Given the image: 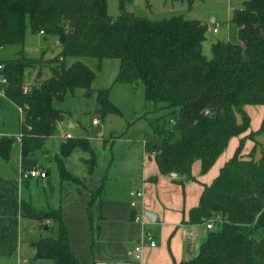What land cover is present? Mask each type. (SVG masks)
<instances>
[{"label":"trees","instance_id":"16d2710c","mask_svg":"<svg viewBox=\"0 0 264 264\" xmlns=\"http://www.w3.org/2000/svg\"><path fill=\"white\" fill-rule=\"evenodd\" d=\"M29 28L44 32L45 37L55 36L61 50L48 60L44 55L28 58L22 50L17 57L0 61L8 98L26 109L19 143L22 171L41 167L37 153L44 151L46 141L66 118L67 112L56 108L55 101L63 102L84 89L86 95L97 94V111L103 116L121 114L109 89H93L96 74L81 60L97 58L101 67L105 59H118L115 81H141L146 100L164 112L151 122L152 132L144 138V149L162 174L176 172L185 179L182 183L196 180L192 175L196 161L207 173L229 141L242 136L234 156L210 185H204L187 223L203 225L217 216L221 220L180 264H264V141L257 140L264 136V119L257 131L245 135L251 125L246 105H264V0H246L242 8L233 10L229 39L212 43L211 59L203 52L206 23L183 15L161 20L142 17L126 9V0H121L117 16L109 14L107 0H0V49L24 46ZM67 60L73 61L67 64ZM45 66L48 76L43 74ZM36 67L38 76L25 92L26 72ZM247 139L255 145L244 157ZM16 142L14 137L0 140L2 159L9 161ZM75 150L90 154L88 174L95 173V146L86 137L73 136L61 142L55 155L60 185L80 182L66 166ZM44 169L50 176V169ZM103 191L104 185L94 192L93 200ZM19 207L22 217L38 221L42 228L52 230L45 221L57 226V236L32 243L36 259L81 264L71 248L60 203L39 209L22 200Z\"/></svg>","mask_w":264,"mask_h":264},{"label":"crops","instance_id":"0c3cea01","mask_svg":"<svg viewBox=\"0 0 264 264\" xmlns=\"http://www.w3.org/2000/svg\"><path fill=\"white\" fill-rule=\"evenodd\" d=\"M245 1L243 0L236 9L242 8ZM233 8L232 6L231 16ZM211 22L218 24L215 17L211 18ZM206 24L208 28L211 27L208 23ZM210 32L213 33L212 31ZM229 32L228 26L225 40L229 39ZM217 34H219V30ZM39 35L45 39L48 38L43 34L39 33ZM207 42L212 44L215 40L209 39ZM8 109V106L1 102L0 129L5 125L3 116ZM245 109L251 118L250 129L245 133V135H248L261 127L264 119V105H246ZM161 113V115L164 114V112ZM61 124L63 123L61 122ZM69 126L75 127L76 124L70 122ZM65 134L67 132L62 133L59 138L54 137L57 138V141L60 139L59 146L65 140L63 138ZM241 137H233L229 141L227 149L207 173H202L201 161H196L192 166V175L196 180L182 183L185 179L180 175L178 178L172 179L169 174H162L153 156L147 154L144 149V136L142 146L136 148L139 163L134 176L117 178L102 173L100 176V173H97L100 164L97 157V169L92 176L89 174L85 175L77 184L64 181L60 185L59 180L57 182L58 185H52L56 189L50 188V193L53 196L57 194V202L62 207V217L67 226L71 248L81 264H130L133 261L134 248L144 229L153 231L158 245L145 249L143 264H180L184 259L189 258L191 252H196L207 235L204 224L187 223L189 221V213L192 208L198 206L204 185H210L218 176L224 164L234 156ZM258 137V141H264V138L259 140ZM104 145L103 147H105ZM254 145V141L247 139L242 155L247 157ZM97 151L96 148V153ZM46 152L49 151L46 150ZM58 152L53 153L57 154ZM256 156L260 157L259 150H257ZM81 160L85 163L84 160L86 158L81 156ZM87 164L88 161H86ZM68 168L71 170V167ZM49 169L51 172V167ZM44 170L47 171V169ZM153 176H157L158 179L152 181L150 178ZM50 177L51 175L49 176L47 171L46 178H31L30 180L39 182ZM23 184L24 186L28 185L27 182ZM20 185L16 178L0 174V226L4 231L7 227H11L13 230L17 228L18 237H20L21 219H23L17 203V197L22 196L21 192L23 189H21ZM102 185H104L102 195L93 200L94 192L98 191ZM134 189L143 190L145 193L143 199H138L139 210H145L146 213L151 212L156 216L154 222L151 221L145 226L133 219L135 210L131 206L132 198L130 193ZM27 192L31 193L28 186ZM45 223L53 225L50 221H45ZM38 225L42 231L39 222ZM43 229L44 233L41 232V238L49 236L50 232L47 227ZM17 233H14L16 237ZM37 240L39 239L30 241L31 247L29 249L22 250L20 248V250L38 264H57L54 260L35 258L36 250L32 243ZM13 253L14 250L2 252L0 249V255H12ZM19 261L18 264H20ZM31 264H35V262L32 260Z\"/></svg>","mask_w":264,"mask_h":264},{"label":"rangeland","instance_id":"374dc122","mask_svg":"<svg viewBox=\"0 0 264 264\" xmlns=\"http://www.w3.org/2000/svg\"><path fill=\"white\" fill-rule=\"evenodd\" d=\"M242 1L126 0V9L139 16L148 17L153 20H161L177 15H183L188 19L201 20L211 26L207 33V41L209 39L217 41L226 39L225 36L227 35L231 17V7L233 6V9H236ZM120 2L121 0H107L108 12L111 16L120 14ZM212 17H215L216 22L219 24V34H215L212 31L213 26H216L215 23L211 22ZM207 41L204 43L203 52L208 59H211L213 57L212 44H209ZM22 50H24L23 54L28 58H40L44 55V58L48 60L58 55L61 49L56 44L55 36H49L45 39L41 35L33 33L29 28L26 34L25 45H10L1 48L0 61L15 58ZM81 60L88 64L96 74L92 84L93 89H109L110 100L120 109L121 114L111 113L103 116L97 111V94L86 95L84 89H77L73 96H68L63 102L55 101L56 108L67 112L66 118L55 132L53 138H49L46 141L44 151L37 153L38 164L41 165L38 169H43L44 166L51 167V177L39 182L30 180L31 178L19 181L21 175V147L18 142L13 147L9 161H5L0 157V174L16 178L21 184V189H23L21 192L22 196H19L20 198L17 197L19 206L22 200L28 201L39 209H44L48 205H58L57 194L53 196L50 193L52 185H58L57 182L59 181L54 162L56 154L53 152H58L60 139L57 141V138L54 137L59 138L62 133L67 132L75 137L90 139L98 150L97 157L100 164L97 173H100V176L102 174L117 178L134 176L139 163L136 148L142 146L144 136L152 132L151 122L160 117L161 112H163L157 110L152 102L146 100L144 84L141 81L137 83H120L115 81L120 68V61L118 59H105L101 67H99L100 61L97 58L83 57ZM66 62L70 64L71 60H67ZM37 74L38 67L27 70L26 82H34L38 76ZM43 74L45 76L50 74L49 68L46 66L43 68ZM1 102L6 104L9 109L3 116L5 125L0 129V133L16 137L21 131V117L18 108L10 100L0 99V104ZM95 119L100 121L99 125H93ZM70 122H74L76 126L70 127ZM263 138V135L258 137L259 140H263ZM103 144H105V147H103ZM81 156L86 158L84 160L85 163L82 162ZM88 158H90L88 152L75 150L66 159V166L67 168L71 167V172L82 180V177L88 175V164L86 165ZM107 167H109L108 170ZM24 182L28 183L27 186L31 193L27 192V186H24ZM50 222L53 225H49L52 230H50L48 235L57 236L56 223ZM204 229H206V226ZM43 230V228L42 231L40 230L37 221L26 217L21 219L20 237H18L17 228L13 230L11 227H7L4 231L0 226L1 251L7 252L9 250L11 252L14 250L12 255H0V264H18L19 260L20 264H31L32 260L35 264H38L34 259H30V257L22 252L20 248L22 250L29 249L31 247L30 241L32 239H40L41 232L44 233ZM14 233H17V237Z\"/></svg>","mask_w":264,"mask_h":264},{"label":"built area","instance_id":"2783aa9c","mask_svg":"<svg viewBox=\"0 0 264 264\" xmlns=\"http://www.w3.org/2000/svg\"><path fill=\"white\" fill-rule=\"evenodd\" d=\"M218 30H219V24H217L216 27L212 28V31L214 33H217ZM40 34L44 35V32H41ZM56 44H59V42L57 41ZM3 67H4V64H0V70ZM6 83H7V78L0 75V98L10 100L8 98V95H7L6 90L4 88ZM32 85H33V82H31V83L26 82L24 87H23L24 91L28 92L31 89ZM15 105L18 108V112L20 114L21 123H22L25 120L26 109L23 106H19L17 104H15ZM171 122L174 123L173 120ZM99 124H100L99 120L95 119L93 121V125H99ZM60 125H61V122L58 123V127ZM28 129H31V127H28ZM4 137L11 138V136L6 135V134L1 132L0 133V140ZM72 137H73V135L70 133H67L63 136V138H65V139H70ZM14 138L16 139V141L18 143H21L22 138H23V132L20 131V134ZM46 176H47V171L38 169L36 167L29 168L26 171H22V169H21V175H20L19 181L21 182L23 179H28V178H46ZM169 176L172 179H176V178H178L179 175L176 172H171L169 174ZM130 195L132 198L131 206L135 210V213L133 214V219H134V221L139 222L145 226L146 224L150 223L151 220L147 216V213L145 212V210H139V202H138L139 198H142V199L144 198L145 193L143 190L134 189L131 191ZM220 220H221L220 216H217L215 219H211L210 221L207 222V224H205L206 229L208 230V229L214 228L216 223H218ZM157 245H158V242L156 240V237H155L153 231L149 230V229H144L140 235V238H139L135 248H134L133 261L130 264H143V253H144L145 249L149 248V247H156Z\"/></svg>","mask_w":264,"mask_h":264},{"label":"water","instance_id":"95a60500","mask_svg":"<svg viewBox=\"0 0 264 264\" xmlns=\"http://www.w3.org/2000/svg\"><path fill=\"white\" fill-rule=\"evenodd\" d=\"M214 21V20H213ZM147 216L149 217V219L151 220V221H155L156 220V216H155V214H153V213H151V212H147Z\"/></svg>","mask_w":264,"mask_h":264}]
</instances>
